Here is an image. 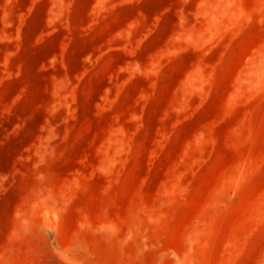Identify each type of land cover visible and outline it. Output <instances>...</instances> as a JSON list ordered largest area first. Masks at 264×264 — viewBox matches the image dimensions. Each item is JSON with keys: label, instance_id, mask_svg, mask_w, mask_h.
<instances>
[{"label": "rangeland", "instance_id": "rangeland-1", "mask_svg": "<svg viewBox=\"0 0 264 264\" xmlns=\"http://www.w3.org/2000/svg\"><path fill=\"white\" fill-rule=\"evenodd\" d=\"M0 264H264V0H0Z\"/></svg>", "mask_w": 264, "mask_h": 264}]
</instances>
